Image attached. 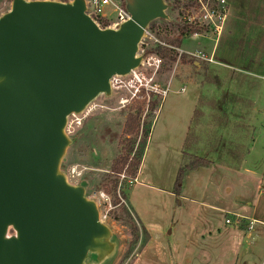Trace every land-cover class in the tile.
Returning a JSON list of instances; mask_svg holds the SVG:
<instances>
[{
  "label": "water",
  "instance_id": "1",
  "mask_svg": "<svg viewBox=\"0 0 264 264\" xmlns=\"http://www.w3.org/2000/svg\"><path fill=\"white\" fill-rule=\"evenodd\" d=\"M131 19L101 30L86 0H12L0 17V264H111L119 242L86 184L62 164L68 119L110 80L140 67L149 26L169 21L166 0H124Z\"/></svg>",
  "mask_w": 264,
  "mask_h": 264
},
{
  "label": "rangeland",
  "instance_id": "2",
  "mask_svg": "<svg viewBox=\"0 0 264 264\" xmlns=\"http://www.w3.org/2000/svg\"><path fill=\"white\" fill-rule=\"evenodd\" d=\"M201 1L216 13L214 22L209 25L203 20L200 22L202 13L198 2L187 9H169L167 13L172 25L157 20L148 28L153 37L162 43L157 45L163 47H169L167 42L178 37V26L185 22L189 30H197L201 34L184 39L175 51L179 55L186 54V57L178 58L176 63L163 59V67L155 76L154 83L163 90L167 88V92L159 111H149L147 106L151 100L162 99V94L147 96L141 115L142 124H153L143 177L157 173L161 180L167 182L176 175L175 168L181 165L178 149L186 137L197 101L200 106H205L199 123H192L190 136L188 133L186 137L184 149L188 155H192L187 151L189 144L200 140L203 145L194 153H208L216 161L234 164L235 159L240 160L249 152L255 139L247 156V166L258 165L261 168L262 165L259 159L264 153V62L248 69L246 66L252 55L261 49L264 51L263 19L252 27L249 22L251 13L258 18L264 15V0ZM167 2L171 4L174 0ZM11 5V0H0V17L11 9ZM154 45L151 43L149 48ZM123 97L129 95L120 91L113 93L111 98L101 95L93 102L95 108L90 116L69 135L74 143L62 164L65 173L74 167L82 173L72 184H86L87 197L97 202L103 223L109 225L117 236L119 249L111 264H131L140 247V241L132 246L131 224L139 229L140 225L130 211L128 200L123 198L124 195L139 198L132 189L135 184L130 186L128 183L133 177L129 175L127 166L121 174L113 170L116 160L125 153L124 147L135 138L134 132L126 134L124 129L128 116L135 112L139 104L138 99L123 106L120 104ZM141 139L140 133L135 150ZM161 145H168V150L159 151L157 148ZM156 150L162 154L161 157L156 158ZM143 177L141 181H144ZM114 180L117 181L116 190H113ZM160 187L166 189L165 186ZM124 208L129 211L130 217L124 213ZM136 264L155 263L149 260Z\"/></svg>",
  "mask_w": 264,
  "mask_h": 264
},
{
  "label": "crops",
  "instance_id": "3",
  "mask_svg": "<svg viewBox=\"0 0 264 264\" xmlns=\"http://www.w3.org/2000/svg\"><path fill=\"white\" fill-rule=\"evenodd\" d=\"M198 104L197 101L186 137ZM186 137L178 149L181 165L176 166V175L167 182L157 173L143 177L144 159L150 152L147 142L137 183L132 188L139 198L128 195L127 200L150 241L131 264L149 260L155 264H264V153L259 159L261 168H249L247 156L255 139L249 152L240 160L235 159L234 164L216 161L208 153H194L203 144L200 140L192 142L187 151L211 163L188 171L181 192L176 195V177L186 163ZM168 148L161 145L157 149L163 152ZM155 154L156 158L162 156L157 150ZM235 216L244 218L241 227L226 224L227 218Z\"/></svg>",
  "mask_w": 264,
  "mask_h": 264
},
{
  "label": "built area",
  "instance_id": "4",
  "mask_svg": "<svg viewBox=\"0 0 264 264\" xmlns=\"http://www.w3.org/2000/svg\"><path fill=\"white\" fill-rule=\"evenodd\" d=\"M198 2L201 5L200 11L202 13L200 22L203 20L206 25L214 22L216 18L215 11L211 8L209 9L201 0H198ZM85 14L88 15L101 30H117L121 24L131 19L123 0H86ZM148 40L149 42H147ZM151 43L162 44L147 30L143 40L139 44V52L137 54V56L143 57L140 67L131 71V73L125 77L114 76L110 80L113 93L120 91L128 93L129 97H123L120 100V104L123 106L128 104L131 100L138 99L142 92H145L148 97L162 94V100L167 92V88L163 90L154 83L155 76L163 67L164 60L157 54L148 52ZM93 104L94 103L90 104L81 115H72L69 117L66 127L68 135H71L75 131V128L80 127L83 121L90 116L93 108H95V104ZM66 175L68 181L72 184L74 180H78L82 176V173L78 172L77 168L74 167L72 169L70 168ZM122 177L124 178L125 176L123 175ZM128 183L130 186L136 184L137 178L130 179ZM100 220L103 222L102 217H100ZM244 223V218L238 216L226 219L227 225L235 227H241ZM250 225H252V223H250Z\"/></svg>",
  "mask_w": 264,
  "mask_h": 264
},
{
  "label": "trees",
  "instance_id": "5",
  "mask_svg": "<svg viewBox=\"0 0 264 264\" xmlns=\"http://www.w3.org/2000/svg\"><path fill=\"white\" fill-rule=\"evenodd\" d=\"M69 1L70 0H63V2H69ZM166 1H169V0H166ZM197 4H198V0H185L184 2H182L181 0H174V2L170 4V9L173 11H176L177 9H180V8L187 9ZM260 19H263L262 21L264 22V15L258 18L256 15H254V13H251L250 20H249V22L251 23V27L253 26L252 24H256L257 22L258 24H260L261 22ZM163 22L169 25L173 24L172 21L163 20ZM178 30H179L178 37H176L175 39L169 40L167 42L169 47H163V46L156 44L154 45V47L150 48L148 52L155 53L161 58H163L164 60H169L171 63H176L178 58L183 59L184 57H186V54H180V55L177 54V52L175 51V48H179L182 45V41L184 39L190 38L192 35H197V34L199 35L201 33L198 32L197 30H189L188 24L186 22L182 25H179ZM259 43H261V41H259ZM262 62H264L263 49H261L260 52L255 53L249 58V64H247L246 69H248L249 66L252 67L253 65L259 64ZM153 96L155 97V95ZM137 102L139 104L137 105L135 112L130 113V115L128 116L129 120H127L125 124V129H124L126 134L127 133L132 134L134 132L135 138H133L130 144L124 147L125 153L116 160L115 167L113 169L116 173L121 174L124 168L127 166L129 169V175L132 176L133 178H135L138 174V171H139V168L142 163L143 156H144V152L146 149V145H147V142L150 136V132L152 129L151 124L144 125L142 124L140 120L141 115L143 113V109L147 102V95L145 94V92H142ZM161 103H162V99L151 100L148 103L147 107L149 111H154L160 108ZM204 106H205L204 104L203 106H200V104H198V107L195 111L194 118H193L194 124H198L200 119L202 118L203 116L202 109H204ZM140 133L142 134V139L140 141L139 147L135 150V143L137 140V136ZM189 136H190V132H189ZM184 159L186 160V163L179 169L177 177H176V181H175L174 193L176 195L180 194L183 183H184L185 175L188 171L193 170L200 166L209 165L211 163L205 158L198 157L196 155H188L187 153H184ZM112 183H113V190H116L117 181L114 180L112 181ZM123 198L127 199V196L124 195ZM123 211L124 213H126L128 217H130V213L126 208H124ZM130 211H131V208H130ZM138 223L140 225V229L134 223L131 224L132 237H133L132 246H135L140 241L139 251H141L150 241V236L147 230L144 228V226H142L140 222Z\"/></svg>",
  "mask_w": 264,
  "mask_h": 264
}]
</instances>
